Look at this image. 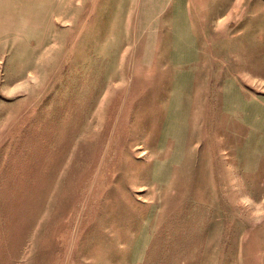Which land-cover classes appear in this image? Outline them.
Segmentation results:
<instances>
[{"label": "rangeland", "instance_id": "rangeland-1", "mask_svg": "<svg viewBox=\"0 0 264 264\" xmlns=\"http://www.w3.org/2000/svg\"><path fill=\"white\" fill-rule=\"evenodd\" d=\"M148 5L0 0V264H264V0Z\"/></svg>", "mask_w": 264, "mask_h": 264}, {"label": "crops", "instance_id": "crops-1", "mask_svg": "<svg viewBox=\"0 0 264 264\" xmlns=\"http://www.w3.org/2000/svg\"><path fill=\"white\" fill-rule=\"evenodd\" d=\"M147 2H149V5L146 7V11L148 16H150V18L152 19L151 22H149V29H148V33H147V37H146V43H145V48H144V53H143V58H142V63L144 64H149L152 60V54H153V48H154V39H155V17L159 14V12L164 8L167 0H146ZM160 5L159 8H157V10H155L153 12V7ZM152 29L153 31V37H152V42L150 44V46H148L147 48V41H148V34L150 32V30ZM146 48L148 50L147 55H146Z\"/></svg>", "mask_w": 264, "mask_h": 264}]
</instances>
